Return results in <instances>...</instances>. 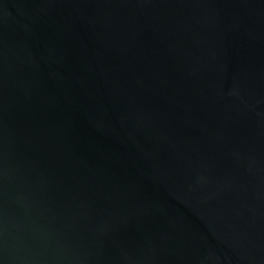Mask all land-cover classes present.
Here are the masks:
<instances>
[{
  "label": "water",
  "instance_id": "95a60500",
  "mask_svg": "<svg viewBox=\"0 0 264 264\" xmlns=\"http://www.w3.org/2000/svg\"><path fill=\"white\" fill-rule=\"evenodd\" d=\"M0 264H264V0H0Z\"/></svg>",
  "mask_w": 264,
  "mask_h": 264
}]
</instances>
